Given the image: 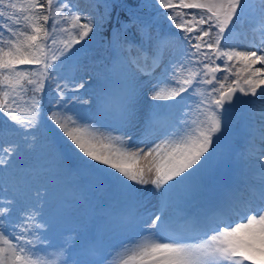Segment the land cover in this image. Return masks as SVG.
Masks as SVG:
<instances>
[{
  "label": "snow or ice",
  "instance_id": "1",
  "mask_svg": "<svg viewBox=\"0 0 264 264\" xmlns=\"http://www.w3.org/2000/svg\"><path fill=\"white\" fill-rule=\"evenodd\" d=\"M257 100L264 0H0V264H264Z\"/></svg>",
  "mask_w": 264,
  "mask_h": 264
},
{
  "label": "rangeland",
  "instance_id": "2",
  "mask_svg": "<svg viewBox=\"0 0 264 264\" xmlns=\"http://www.w3.org/2000/svg\"><path fill=\"white\" fill-rule=\"evenodd\" d=\"M13 2L20 3V2H22V0H13ZM130 2H131V0H130ZM250 2L253 3V4L258 5L259 0H250ZM80 3H81V6L84 7V6L87 5L88 0H80ZM149 11H150V9L146 8V10H144L142 14L143 15H147L149 13ZM160 11L162 12L163 9H160ZM174 31H175V29H174ZM234 33H235L236 42H235V44L233 46L243 48L244 45H247L246 48L250 47V42L252 41L254 35H250L249 34V26H248L247 22L243 26H240L239 24H237L236 25V30H235ZM102 37H104V36H101L100 34H98L97 36H95L93 38V41H92V46H93L94 50H96L97 52H101V53L103 51L102 46H101V38ZM218 63H220V62L218 61ZM219 75H223V74L221 73ZM207 87H208L207 85H203V84L194 85V88L196 90L193 92V98L199 99V98H202L203 96H206L207 95V92H206ZM245 99H252V98L251 97H245ZM255 143L257 145L260 144V139H259V133L258 132H257ZM40 163L48 164L50 162L47 161V160H40ZM52 172H53V175L49 178L48 183H49V186H50V190L58 197L59 194H60V189H61L62 185L65 182H67V180L65 178V175H56L55 174L56 170H55V166L54 165L52 166ZM226 182L228 184H231L232 177H228ZM73 183H74V181L72 182V185H73ZM150 187L151 186H149V188ZM242 190H244V189L242 188ZM243 192L247 193V195H245V196H250L251 195L246 190H244ZM238 194L241 195V191H240V193L238 192ZM117 264H118V258H117Z\"/></svg>",
  "mask_w": 264,
  "mask_h": 264
},
{
  "label": "trees",
  "instance_id": "3",
  "mask_svg": "<svg viewBox=\"0 0 264 264\" xmlns=\"http://www.w3.org/2000/svg\"><path fill=\"white\" fill-rule=\"evenodd\" d=\"M149 2H151V0H149ZM152 7L153 8H156V7H158L157 5H152ZM144 10H146V8L144 9ZM120 18L121 19H126V14L125 13H121L120 14ZM113 25H115L116 24V19H115V16L113 17V20H112V22H111ZM110 30V29H109ZM101 36H107V31L106 32H104V33H101L100 34ZM36 71H39V69H35ZM194 70H198L195 66H193L190 70H189V72L190 71H194ZM189 72H185V75H188L189 74Z\"/></svg>",
  "mask_w": 264,
  "mask_h": 264
},
{
  "label": "bare ground",
  "instance_id": "4",
  "mask_svg": "<svg viewBox=\"0 0 264 264\" xmlns=\"http://www.w3.org/2000/svg\"><path fill=\"white\" fill-rule=\"evenodd\" d=\"M232 36H233V34H232ZM246 47H247V45H244L243 48H246ZM262 107H264V104H262L259 100H257L256 105H255V110H256L257 112H259V110H260ZM241 191H242L241 195L237 194V196H238L240 199H244V200L248 199L249 196H245V195H247V193H246V192H243L244 190H242V189H241ZM68 193H69V195L71 194V189L68 191Z\"/></svg>",
  "mask_w": 264,
  "mask_h": 264
},
{
  "label": "water",
  "instance_id": "5",
  "mask_svg": "<svg viewBox=\"0 0 264 264\" xmlns=\"http://www.w3.org/2000/svg\"><path fill=\"white\" fill-rule=\"evenodd\" d=\"M237 95H239V94H237ZM242 99H245L244 97H242Z\"/></svg>",
  "mask_w": 264,
  "mask_h": 264
}]
</instances>
